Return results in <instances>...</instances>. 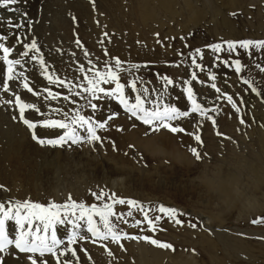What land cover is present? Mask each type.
Here are the masks:
<instances>
[{
	"label": "bare ground",
	"instance_id": "bare-ground-1",
	"mask_svg": "<svg viewBox=\"0 0 264 264\" xmlns=\"http://www.w3.org/2000/svg\"><path fill=\"white\" fill-rule=\"evenodd\" d=\"M103 1L108 4L112 3L111 0ZM103 1L20 0L19 4L12 6L18 9L17 12H10L6 8H0V35L7 36L8 39L5 41L6 45L14 47V52L10 58H18V53L23 51L22 46L16 43L18 35L27 37L29 41L34 38L38 41L46 60L52 64L60 76L72 80L73 83L78 84L82 82V74L78 71V67L83 64L87 69L89 67L88 59L96 63L98 67L102 66L104 59L101 60V58L96 55L94 47L104 45L103 47L106 48L108 46L109 50L110 42H114V40H110L109 42L107 38L111 31H113H110L107 25L108 23L112 24L114 18L113 15L106 11L100 4ZM199 1L200 0H186L191 7L194 3ZM147 2L149 1L146 0L144 3V10L147 11L145 15L148 18H155L156 14L154 11L156 9L150 11L147 7ZM135 6L140 10L138 4ZM138 13L139 12L136 11L135 15L139 30H135H141V32H143V25L142 22H140V18L143 16L141 17L142 13L140 15ZM22 14H27V18L25 19ZM73 17L76 18L75 22L73 21ZM9 18L12 19L13 23H24L25 27L23 29L10 28L8 26ZM29 20L32 21L31 30H29ZM131 25L132 24H130V27L133 26ZM120 27L122 29H130L125 24L123 25V22L120 23ZM105 33L108 35L105 36ZM111 34L113 35V33ZM77 38L81 41L84 46L83 48L76 45L75 40ZM57 49L60 51L58 52ZM84 49H87L90 54L88 58L84 56ZM73 53H75V55H73ZM26 66L28 67V76L32 85L37 89L45 86L46 81L39 76L36 67L31 64ZM209 67L211 69H218L216 71L218 77L216 84L223 92V85L225 84V81H223L224 66H214V64H210ZM65 69H68L67 73H65ZM3 71V62L0 61V76H2ZM225 71L227 74L226 79L237 80V82H235L237 89L238 87L245 89L243 88L245 85H243L239 79L229 74V69ZM232 71L234 72L233 69ZM233 72L231 73L233 74ZM244 76L248 78L247 74H244ZM189 78L190 72L173 79L175 83L168 89L167 103L176 104L181 110H188L190 108V103L187 101L183 92L184 86L182 83L183 80ZM199 78L206 81V83L199 84L194 82L193 89L197 95V100L205 107H217L220 109L219 114L210 113V115L216 118L217 125L213 126L211 121L209 122L212 125L214 134H216L217 131L223 133L219 119L224 111L222 105L223 97L218 99L217 97L220 94L216 93L214 89L207 87V82H209V84L211 82L207 81L206 72L199 73ZM220 83L223 85L221 84V86ZM50 87H52L54 91H60L62 95L69 94L68 90L62 89L59 86ZM106 87H112V85ZM156 90L157 92L161 91L162 84ZM13 93L21 95L22 98L25 99V102L35 103L37 107L41 108L43 113L50 114V109L54 107L68 110L70 114L76 110H80L81 114L85 115L91 112V109L86 106V101L78 97L74 98L77 103L73 105L69 101H64L63 99H58L56 101L46 100L44 99L46 94H42L39 98L32 97L26 90L20 88L18 85H14L9 93H4L0 90V202L6 203L8 200L15 202L11 198L12 189H18L27 194V196L32 197L35 202L40 203L41 199H43V195L46 193H50L60 200H67L71 195L73 198L81 201L86 191L89 192L96 187L104 186L105 189L108 188L113 193L124 195V199H137L146 210L149 208L148 205L150 202L162 203L168 206H179L187 213L202 220L205 230L207 229L203 236L208 238V240L213 239V235L217 239L224 238L223 234H218L221 233L219 231L223 230L222 226L230 219V216L226 217L224 220L209 223L207 214H202L203 211L207 212L203 205L198 203V201L204 199L201 195L202 190L191 183V178L197 174L198 169L187 168L168 160L155 161L143 150V145L148 140L156 138L155 134H157L163 144L175 146L183 149L187 153H190L188 150L189 146L198 147V150L202 154L207 153L205 150V142L204 146L201 147L197 145L191 137L184 134H173L167 130H161L158 133L152 134L153 132H151L147 126H141L134 119H129L127 114L123 113V109L118 102L111 100L96 101L99 105V112L94 114V118L103 122L109 114L115 113L117 120L128 123L127 128L120 131L122 138H125L124 141L128 143L124 146L125 151H123L124 155H121L122 158H120V155L113 156L111 152H109L108 145L104 141L99 144L93 143L92 145H88L86 143H77L62 147L37 142L31 136L33 130L28 129L19 119L18 108L15 104V96ZM254 99L253 97L246 98L248 107L250 106L252 111H255L253 107ZM9 100H11V103L7 102ZM259 105L264 107V101L261 100ZM30 111L33 118L38 115L34 110ZM261 112H264V109H261ZM260 117L263 118L260 121L261 123H258L257 120L258 124H255L257 128L256 132L259 133L257 134L258 137H256L259 139V149L256 144L253 143L254 141L251 140V136L256 134L253 129L254 131L246 134L243 138L240 137L241 135L231 138L230 141H232V143H224L225 139L220 137L219 142L224 151H228L226 148L227 145L231 150L233 147L247 149L250 154L252 152L258 154L261 161L264 162V127L262 123V121H264V114H260ZM55 118L61 117L56 116ZM207 121L206 119L201 121L198 115L193 114V116L185 118L184 121L180 123V126L184 127L186 131H195L199 122V134H201L203 141H206L207 138L204 134L206 132L205 128L208 126L206 125ZM111 122L112 121L109 123ZM173 123L175 125L176 122ZM122 125H118V128L122 129ZM241 126L243 130H245L244 133H246V127L243 125ZM38 131L40 133V138L43 139L56 138L57 135L63 134V130L45 132L43 129H38ZM146 132L147 135L145 134ZM98 134L103 137L102 130H98ZM143 135H145L146 138H141ZM122 138L120 139L122 140ZM130 145L133 147H129ZM107 150L109 153L108 156ZM113 160L126 162L133 167L142 165L143 170L122 172L114 167ZM121 175H126L128 177L126 182L127 188L115 190L108 182L112 178ZM123 207L124 206H118V209H122ZM68 230V225L58 226V236L66 238ZM9 231L13 236L15 235L16 227L14 222H9ZM208 233H210L212 237L208 236ZM231 240L240 244V240L238 239H226V241ZM86 242L89 244L91 243L87 240ZM122 243L124 245V241ZM97 245H99V243ZM91 246L95 247L96 245L91 244ZM129 246L131 250L140 255V259H142L141 264H167L166 260H171V263L168 262L169 264H199V259L201 258L197 253L187 257V259L183 257L180 258L176 256V251L173 252L171 250L160 249L144 241H134L130 243ZM10 252L11 254H5L4 256L5 264H28L26 259L16 254V250L10 249ZM88 252L92 257V252L90 250H88ZM81 256L83 257L82 253ZM83 264H96V262L92 257L91 261L84 259Z\"/></svg>",
	"mask_w": 264,
	"mask_h": 264
},
{
	"label": "snow or ice",
	"instance_id": "snow-or-ice-1",
	"mask_svg": "<svg viewBox=\"0 0 264 264\" xmlns=\"http://www.w3.org/2000/svg\"><path fill=\"white\" fill-rule=\"evenodd\" d=\"M19 3L20 0H0V8L17 12L18 9L12 6ZM22 15L25 19L27 18V14ZM232 15H236V13H232ZM75 20L76 18L73 17L74 22ZM31 24L32 21L29 20V30H31ZM8 26L23 29L25 24L13 23L12 19L9 18ZM107 35L105 33V36ZM7 39V36L0 35V61L3 62L4 66V71L0 76V90L9 93L14 85H18L32 97L39 98L42 94H46L44 96L46 100L63 99L73 105L77 103L74 98L78 97L85 100L86 106L91 109L87 115L81 114L80 110L70 114L68 110L59 107L51 108L50 114L43 113L35 103L25 102L21 95L13 93L20 121L28 129L33 130L31 136L34 140L49 145L62 147L77 143L92 145L103 142V137L98 134V130L110 127L109 122L116 118V114H109L103 122L94 118V114L99 112V105L96 101L111 100L118 102L123 113L127 114L129 119H134L141 126H147L151 132L158 133L161 130H167L173 134H184L191 137L197 145L203 147L204 141L199 134V122L195 131H186L184 127L180 126L185 118H189L193 114L198 115L201 121L206 119L211 121L213 126L217 125L216 118L210 113L219 114L220 109L205 107L198 102L194 92V82L206 83L199 78V73H207V81L211 82L208 86L220 94L217 98L223 97L236 113L241 112V107L238 104L244 103L243 99L238 101L234 99L233 95L222 92L216 84L217 74L210 67L198 62L203 61L206 51L211 53L214 66H225L233 69L240 82L247 89L257 96L262 94L255 82L244 76L246 65L242 63L239 57L242 52L246 53L249 58H252L256 53L264 52V39L221 40L209 43L204 48L197 47L189 51L187 59L190 60L193 70L190 72V78L182 81L184 95L190 103L188 110H181L176 104L166 102L168 89L175 83L168 76H159L158 74V79L163 82L162 90L159 92L156 89H152L150 92L148 87L143 86L145 83L143 77L136 75V73L142 67H148L147 64H126L119 58H113L104 61L102 66L98 67L96 63L88 59L89 67L87 69L83 64L78 67V71L82 74V82L77 84L57 73L52 64L46 60L36 39L33 38L29 41L27 37L17 36L16 43L21 45L23 49L18 53V58H10L14 52V47L6 45ZM181 39L185 40L186 38L181 37ZM75 43L80 48L84 47L79 38L75 40ZM57 51L60 50L57 49ZM104 51L107 56V49ZM89 55L88 50L84 49V56L88 58ZM180 55L183 58V53ZM29 64L36 67L39 76L46 81L45 86L37 89L32 85L29 76L26 75L28 71L26 65ZM171 66L178 67L179 65L173 63ZM255 67L264 73V66H261L260 63H256ZM121 73H126L130 77L126 83L122 82ZM108 85H112V87H106ZM50 86H59L68 90L69 94L62 95L60 91H54ZM7 102L11 103V100ZM30 110H34L38 115L33 118ZM56 116L61 118H55ZM173 122H176L175 125ZM239 123L244 125L246 121L240 118ZM38 129H43L45 132L63 130V134L57 135L56 138L43 139L40 138ZM145 134L147 135V132ZM216 135L224 139H231L219 131L216 132ZM129 147L133 146L130 145ZM188 150L198 161L204 155L196 146H189ZM91 197L95 202H78L71 195L63 203L50 201L45 204L27 199L23 202L19 200L0 202V264H5L4 256L11 254L10 249L16 250V254L26 259L28 264H83L84 259L92 260L88 250L80 246L81 242L86 240L93 245L99 243L101 247L106 249L107 255L110 257L113 256V252L108 249L104 242H111L123 249L122 241L124 240L144 241L160 249L176 251L170 242L154 238V235H130L117 227L118 222L125 225L129 223L125 217H133L132 209H138L143 214L142 218H134L132 225L140 228L141 231L147 228L148 231L155 234L163 230L158 228L163 219L171 220L178 226L182 225L184 213L178 212L175 207L160 204L158 207L159 214L150 217L149 211L137 199L119 198V194H109L103 189L99 192L92 191ZM117 206H127L129 210L118 213L116 211ZM9 222L15 223L14 236L9 231ZM252 223L261 224L264 223V219H253ZM63 225L69 226L66 238L58 236V226ZM189 227L195 229L198 225L193 222L189 224ZM81 253H83V257Z\"/></svg>",
	"mask_w": 264,
	"mask_h": 264
},
{
	"label": "rangeland",
	"instance_id": "rangeland-1",
	"mask_svg": "<svg viewBox=\"0 0 264 264\" xmlns=\"http://www.w3.org/2000/svg\"><path fill=\"white\" fill-rule=\"evenodd\" d=\"M111 1L112 3L109 4L104 1L100 4L106 11L113 15L114 22L112 24L108 23L107 26L110 31L113 30L114 32L111 31L113 35L110 33L111 35L109 34L107 38L109 41L114 40V42H110L109 50L108 46L106 47L107 56L105 55L104 50L106 48L103 47L104 45L94 47L95 53L101 60L104 59V61L119 58L121 61L126 62V64H147L148 67H142L136 75L143 77L145 82L143 86L148 87L150 90L157 89L163 84V82L158 79V74L159 76L166 75L171 79H175L178 76L186 75L188 72H191L193 69L190 60L187 59V53L197 47L204 48L209 43L229 39H264V0H200L194 3L192 7L189 6L186 0H147L149 1L147 2L148 9H150V11L156 9L154 11L156 14L155 18H148L145 15V13L147 14V11L144 10V3L146 0ZM136 4L139 5L140 10L135 6ZM136 11L139 12V15L142 13L141 17L143 16L140 18V22H142L143 25V32H141V30L138 31L139 28L136 23L135 15ZM232 13H236V15H232ZM121 22L130 29H122L120 27ZM130 24L133 26L131 25L132 27H130ZM181 37H185L186 39L182 40ZM181 53H183V58L180 55ZM224 55L225 58H227L226 54ZM239 58L242 60V63L246 65L244 74H247L248 78L255 82V85L262 94L260 97L254 95L255 93H252L246 86H243L245 89L239 87L237 89L235 83L237 80L226 79L227 74L225 70L229 69V74L233 77L235 76L236 79H239L238 75L234 73L231 68L224 66L223 76L225 78L223 77V81H225V84L223 85L220 83V85H223V92L233 95L234 99L238 101L240 99L244 100L242 105L238 104V106L241 107V112L236 113L227 101L223 99L224 104L222 103V105L224 111L219 119L222 132L230 138L238 137L239 135L243 138L251 131L255 130L256 132L257 128L255 124L257 120L259 123L263 119L260 117V114H264V112H261V109H264V107L259 105L261 100L264 101V73L260 72L255 67L256 63H260L261 66H264V52L256 53L252 58H249L246 53L242 52ZM182 59L183 62L181 63ZM212 60L213 57L211 53L206 51L203 61L198 62L209 67L210 64H214ZM173 63L179 66H171ZM26 68L28 67L26 66ZM217 70L216 68H212V71L215 73ZM67 72L68 69H65V73ZM231 72H233V74ZM26 75H28V71ZM121 79L122 82L126 83L130 77L126 73H121ZM207 83L209 85V82ZM208 85L207 87L209 88ZM247 97L255 98L253 105L255 111H252L250 106L248 107ZM240 118L246 121L243 125L246 127V133H244L245 130H243L239 123ZM262 123L264 127V121H262ZM120 124L122 125V130L127 128V122L115 118L110 123V127L102 130V135L103 141L108 145L109 152H111L113 156L120 155V158H122L121 155H124L123 151H125L124 146L128 143H126V141H124L125 138L121 136L122 134L120 131L122 130L118 128ZM206 125L208 126L205 128L206 132L204 135L207 139L206 141L204 140V142L206 143L205 150L208 154H203L211 159H215L217 155L230 152L231 148H229L228 145L226 146L228 151H224L222 148L219 142L220 137L214 134L211 123L207 121ZM257 134L259 133L256 132L255 135H252L251 140L254 141L252 142L255 143L259 149L260 144L259 139L256 138L258 137ZM143 137L146 138L145 135L141 138ZM155 137L160 140L157 134H155ZM120 138H122V140ZM225 142L232 143L230 139H225L224 143ZM108 150L107 156L109 155ZM101 189L109 194L113 193L110 189L99 186L89 192L86 191L81 201L85 203L95 202L91 197V192H99ZM123 197L125 196L119 195V198ZM11 198L14 201L19 200L23 202L27 199L35 202L32 197L27 196V194L18 189H12ZM42 198L41 203L45 204L50 201L56 203H63L66 201L65 199L60 200L50 193H46ZM77 201L79 202L80 200ZM160 204L162 203H149V208L147 210L149 211L150 217L159 214L158 207ZM164 205L168 206L166 204ZM171 207H175L178 212L184 213L182 225L178 226L171 220L163 219L158 225V228H162L163 230L155 234H152L147 228L141 231L140 228L133 227L132 225L134 224V218H142L143 214L138 209H132L133 217H125L128 219L129 223L125 225L122 222H118L117 227L128 232L130 235H154V238L170 242L176 249V256L180 258L183 257L187 259V257L197 253V255L201 257L199 259V264H264V223H252L253 219H264L263 207L243 218H239L233 213L229 217L230 219L222 226L223 230H220L219 232L221 233L218 235L223 234V237L226 239H238L240 240V244H237L233 240L226 241L224 238L217 239L214 235L212 237L210 233L207 235L213 239L208 240V238L203 236L207 229L205 230L201 219L192 216V214L187 213L179 206ZM128 210L127 206H124L122 209H118V206L116 207L118 213H123ZM202 214H207V212L203 211ZM193 222L198 225L195 229L189 227V224ZM132 242L134 241L124 240V249L111 242H104L107 244L108 249L113 252V256L111 257L107 255L106 249L100 245L94 247L91 246L92 243L89 244L84 241L81 242L80 246L92 252V257L96 264H141L142 259H140V255L131 250L129 246ZM170 261L171 260H166L167 264L171 263Z\"/></svg>",
	"mask_w": 264,
	"mask_h": 264
},
{
	"label": "clouds",
	"instance_id": "clouds-1",
	"mask_svg": "<svg viewBox=\"0 0 264 264\" xmlns=\"http://www.w3.org/2000/svg\"><path fill=\"white\" fill-rule=\"evenodd\" d=\"M143 150L153 160H168L187 168H197L191 183L201 189L204 197L198 203L207 211L209 223L224 220L233 213L243 218L264 207V162L255 152L235 148L217 155L215 159L203 156L199 161L190 153L175 146H167L153 138L143 145ZM114 167L122 172L142 171V165L135 167L119 160H113ZM128 177L121 175L108 183L115 190L127 188Z\"/></svg>",
	"mask_w": 264,
	"mask_h": 264
}]
</instances>
